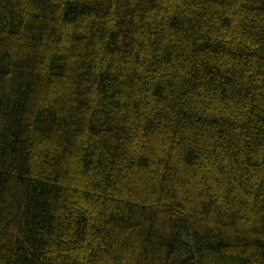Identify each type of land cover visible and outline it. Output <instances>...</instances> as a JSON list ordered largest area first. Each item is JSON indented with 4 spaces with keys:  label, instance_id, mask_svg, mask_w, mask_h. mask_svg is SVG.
<instances>
[{
    "label": "trees",
    "instance_id": "trees-1",
    "mask_svg": "<svg viewBox=\"0 0 264 264\" xmlns=\"http://www.w3.org/2000/svg\"><path fill=\"white\" fill-rule=\"evenodd\" d=\"M0 264H264V0H0Z\"/></svg>",
    "mask_w": 264,
    "mask_h": 264
}]
</instances>
